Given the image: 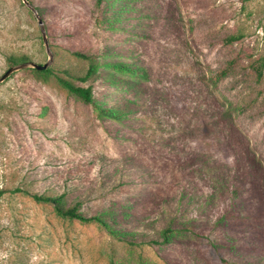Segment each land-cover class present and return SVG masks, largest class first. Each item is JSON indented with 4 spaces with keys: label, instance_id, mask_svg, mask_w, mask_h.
I'll use <instances>...</instances> for the list:
<instances>
[{
    "label": "rangeland",
    "instance_id": "1",
    "mask_svg": "<svg viewBox=\"0 0 264 264\" xmlns=\"http://www.w3.org/2000/svg\"><path fill=\"white\" fill-rule=\"evenodd\" d=\"M46 63L0 83V264H264V0H0V77Z\"/></svg>",
    "mask_w": 264,
    "mask_h": 264
},
{
    "label": "trees",
    "instance_id": "2",
    "mask_svg": "<svg viewBox=\"0 0 264 264\" xmlns=\"http://www.w3.org/2000/svg\"><path fill=\"white\" fill-rule=\"evenodd\" d=\"M100 0H97V2H99ZM238 37H228L226 39V43H232L234 41H237ZM76 57L87 61L88 62V69L85 73V75L81 76L78 78V80L82 83H86L87 81H89L94 74L96 73L97 70V63L95 62V60L88 54H80V53H75L74 54ZM27 59L26 58H21V59H12L10 61V65H17V64H21L26 62ZM257 71V70H256ZM37 73H43V74H49L50 71L48 70H44V71H35ZM228 71L227 70H222L220 72H217L215 74V76L213 77V80L218 82L220 80H222L223 78H225L227 76ZM257 75L260 77L261 76V71L258 70ZM55 80L58 82V84L64 88L65 90H67L69 93L74 94L79 96L85 103H89L91 100V87L90 86H75L74 84H72L71 82L67 81L64 78L55 76ZM98 115L100 117L106 118V119H110V120H114V121H119L121 120L124 115L120 112H117L113 109L110 108H99L98 109ZM20 191V190H18ZM32 198L35 201H42V202H53L54 203V207H55V211L58 213V215L62 216V217H67L69 219H73V220H77L83 223H91V222H96L99 223L101 225H105L103 224V222L94 216H87L85 214H81L78 211V207L80 205V202H75L71 207L69 208H65L61 205V203L59 202V199H54V198H50V197H44V196H38V195H33ZM180 232H191L193 234H196V232L193 230L192 227L187 226V225H183L181 228H176L173 226H167L163 231H162V240L161 242H158L156 240H152L149 241L148 244H152V245H163L166 244L167 241L169 240L170 236L180 233ZM144 244V242H143Z\"/></svg>",
    "mask_w": 264,
    "mask_h": 264
},
{
    "label": "water",
    "instance_id": "3",
    "mask_svg": "<svg viewBox=\"0 0 264 264\" xmlns=\"http://www.w3.org/2000/svg\"><path fill=\"white\" fill-rule=\"evenodd\" d=\"M31 66V68L37 70V71H44L47 69L48 64H44V65H39V64H22L20 66L17 67H12L9 68L8 70H6V72L0 77V83L4 82L13 72H16L18 70H21L27 66Z\"/></svg>",
    "mask_w": 264,
    "mask_h": 264
}]
</instances>
